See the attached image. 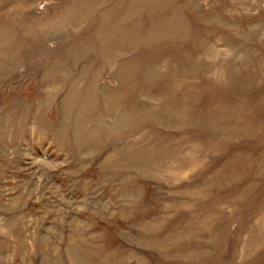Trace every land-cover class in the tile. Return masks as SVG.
I'll return each mask as SVG.
<instances>
[{"label":"rangeland","instance_id":"1","mask_svg":"<svg viewBox=\"0 0 264 264\" xmlns=\"http://www.w3.org/2000/svg\"><path fill=\"white\" fill-rule=\"evenodd\" d=\"M0 264H264V0H0Z\"/></svg>","mask_w":264,"mask_h":264}]
</instances>
